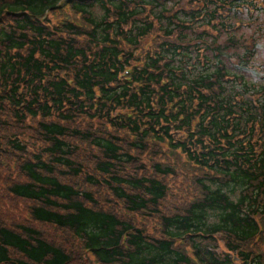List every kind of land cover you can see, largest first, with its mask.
I'll return each instance as SVG.
<instances>
[{"label": "trees", "instance_id": "1", "mask_svg": "<svg viewBox=\"0 0 264 264\" xmlns=\"http://www.w3.org/2000/svg\"><path fill=\"white\" fill-rule=\"evenodd\" d=\"M63 1L0 0V167L32 218L0 212V264H85L86 249L100 264L254 262L264 59L255 67L257 42L241 31L264 26L256 0ZM150 33L153 48L136 56ZM164 143L185 155L199 193L151 236L131 215L165 199L177 158L143 165ZM54 225L70 246L38 228Z\"/></svg>", "mask_w": 264, "mask_h": 264}, {"label": "rangeland", "instance_id": "2", "mask_svg": "<svg viewBox=\"0 0 264 264\" xmlns=\"http://www.w3.org/2000/svg\"><path fill=\"white\" fill-rule=\"evenodd\" d=\"M258 20H260L261 23H264V12L260 13ZM249 27V26H248ZM241 33L245 38H248L246 41L247 44H253V41L257 42V55L255 58V67H258L262 64L263 59H264V26L258 30V28L249 27V28H244ZM251 73H255V70L253 68H249ZM28 135H32L30 130H25ZM147 162V159H145ZM12 165L13 162H10ZM6 166V165H4ZM12 171H8L5 167H0V212L4 215H8L10 220H15V223L18 221V217H16L17 211H19V215L22 218H26V212L28 210L27 207H29L30 202H24L21 199L15 197L14 195L8 193H5V187L10 184V176H11ZM13 179V178H12ZM104 191V189H102ZM98 196H103L102 192L99 191L97 192ZM104 197V196H103ZM107 199V198H106ZM103 205H105L106 209H111L117 214H123V211L117 210L107 204L106 202H103ZM117 205V204H116ZM118 206V205H117ZM42 234L46 236L49 239H52L53 241L60 242V241H66V245L70 246L72 240L70 236H66V238L63 236L62 232L57 231L56 229H47L46 227H38ZM147 230L151 231L152 230V223L147 224ZM66 239V240H65ZM219 239V247L220 251H225L223 242H222V237L218 236ZM84 261H87L85 258ZM242 261H239L238 264H241ZM84 264V263H83ZM85 264H89L88 262H85ZM91 264V263H90Z\"/></svg>", "mask_w": 264, "mask_h": 264}]
</instances>
